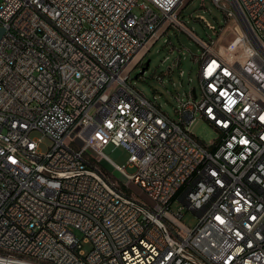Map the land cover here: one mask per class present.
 <instances>
[{
	"label": "built area",
	"instance_id": "2783aa9c",
	"mask_svg": "<svg viewBox=\"0 0 264 264\" xmlns=\"http://www.w3.org/2000/svg\"><path fill=\"white\" fill-rule=\"evenodd\" d=\"M185 1L0 0V264H264V0H213L226 46L223 26L187 27ZM174 26L203 49L177 118L128 73Z\"/></svg>",
	"mask_w": 264,
	"mask_h": 264
},
{
	"label": "rangeland",
	"instance_id": "374dc122",
	"mask_svg": "<svg viewBox=\"0 0 264 264\" xmlns=\"http://www.w3.org/2000/svg\"><path fill=\"white\" fill-rule=\"evenodd\" d=\"M134 12L141 14L142 10L137 7ZM200 16L218 29L221 26L225 28L221 39L224 46L233 39L235 26L227 21L223 10L213 0H186L181 10L180 19L200 38L216 39L217 35L199 19ZM202 53L203 49L189 33L174 26L169 28L160 39L154 41L150 51L141 54L137 66H132L128 73H131L133 83L139 90L149 98L156 97L163 110L172 118H177L176 110L180 108V101L186 99L185 93H188L193 87H196L198 92L200 91L198 70ZM148 60H150L148 69L141 73L143 64ZM169 68L171 69L169 70ZM181 71H183V76L180 74ZM136 75L138 78H135ZM192 131L206 144H210L218 137L217 131L200 116H197ZM33 135L42 136L40 132ZM51 144V140L46 137L43 139L41 149L47 151ZM104 153L119 166L126 167L128 173L136 172V169L130 164L131 153L128 149L108 145L104 149ZM103 166L112 172L121 183L125 182V178L119 172L114 171L110 163L104 162ZM129 191L151 203L150 198L143 194L137 185L131 184ZM181 205L180 202H174L172 210L177 212ZM182 212V222L189 227H194L198 222V215L189 210ZM76 233L80 235L79 232ZM83 246L86 252L92 248L91 243H84Z\"/></svg>",
	"mask_w": 264,
	"mask_h": 264
},
{
	"label": "water",
	"instance_id": "95a60500",
	"mask_svg": "<svg viewBox=\"0 0 264 264\" xmlns=\"http://www.w3.org/2000/svg\"><path fill=\"white\" fill-rule=\"evenodd\" d=\"M4 32H5V29H4V28H0V41H1L2 37H3V35H4ZM149 65H150V60H148V61L145 63V65H144V67H143L141 73H144L145 70L148 69ZM135 78H138V75H136Z\"/></svg>",
	"mask_w": 264,
	"mask_h": 264
},
{
	"label": "bare ground",
	"instance_id": "6f19581e",
	"mask_svg": "<svg viewBox=\"0 0 264 264\" xmlns=\"http://www.w3.org/2000/svg\"><path fill=\"white\" fill-rule=\"evenodd\" d=\"M224 14H225V10H223Z\"/></svg>",
	"mask_w": 264,
	"mask_h": 264
}]
</instances>
